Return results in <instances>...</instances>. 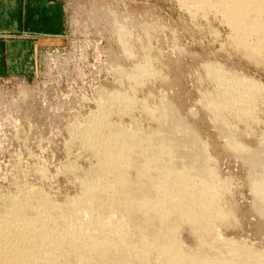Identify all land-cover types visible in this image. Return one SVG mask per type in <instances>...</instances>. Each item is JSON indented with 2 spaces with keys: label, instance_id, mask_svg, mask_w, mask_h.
<instances>
[{
  "label": "rangeland",
  "instance_id": "rangeland-1",
  "mask_svg": "<svg viewBox=\"0 0 264 264\" xmlns=\"http://www.w3.org/2000/svg\"><path fill=\"white\" fill-rule=\"evenodd\" d=\"M57 1L63 32L38 49L32 77L0 78V198L33 188L58 202L78 196L80 181L96 163L93 152L81 145L84 128L104 116L122 128L157 131L159 117L153 112L157 99L171 96L175 88L170 90L168 82L177 80L183 89L174 90L180 96L178 92L173 95L184 111L189 108L197 116L198 138L203 147L207 144L209 164L219 175L220 206L234 212L218 227L220 238L238 244L251 242L263 249L264 242L259 240L264 238V218L252 209L247 182L251 164L243 162L231 147L219 149L224 148L223 134L238 143H254L264 134V62L252 60L249 51L234 43V33L220 14L219 0H209V4H200L202 0H185V4L181 0ZM119 25L129 35L123 37ZM122 37L128 40L126 46H121ZM139 66L147 72L135 71ZM214 66L226 78L231 75L234 83L227 82L228 78L224 83L232 84L238 100L242 95L251 97L250 107L238 112L232 106H221L223 88L218 89L219 82L208 74ZM203 99L218 106L222 130L202 117L199 104ZM125 100L132 105L122 111ZM109 102H114L112 107H106ZM181 117L194 119L189 114ZM187 137L193 136L188 133ZM182 234L181 239L192 245L188 231Z\"/></svg>",
  "mask_w": 264,
  "mask_h": 264
},
{
  "label": "bare ground",
  "instance_id": "bare-ground-1",
  "mask_svg": "<svg viewBox=\"0 0 264 264\" xmlns=\"http://www.w3.org/2000/svg\"><path fill=\"white\" fill-rule=\"evenodd\" d=\"M204 1L209 0L200 4ZM218 6L234 33V43L249 51L252 60L264 62V49H260L264 47V0H219ZM123 25L117 26L119 31ZM122 35L129 32L124 30ZM123 39L121 46H126L128 40ZM136 68L139 74L147 72L143 66ZM208 74L217 79L218 89L223 88L221 106H232L238 112L250 107L249 95L238 100L234 94L231 75L227 82H233L227 84L225 72L221 74L216 66ZM168 84L170 90L183 89L180 81ZM174 90L171 96L157 99L153 110L159 117L157 131L122 128L104 116L97 124L84 126L81 145L93 152L96 163L80 181L78 196L58 202L33 188L0 198V264H264V246L220 238L218 227L234 212L220 206L219 175L209 164L207 144L204 148L198 138L197 116L189 108L183 110ZM50 97L55 99L53 94ZM112 103H105L106 107ZM131 105L125 100L122 111ZM199 105L204 120L222 130L218 106L204 99ZM181 113L194 119H183ZM241 132L239 137L244 136ZM188 133L193 137H187ZM222 137L224 148L219 150L231 147L243 162H250L247 182L252 209L264 218V134L254 143ZM182 230L191 235L192 245L181 239ZM259 241L263 244L264 238Z\"/></svg>",
  "mask_w": 264,
  "mask_h": 264
},
{
  "label": "crops",
  "instance_id": "crops-1",
  "mask_svg": "<svg viewBox=\"0 0 264 264\" xmlns=\"http://www.w3.org/2000/svg\"><path fill=\"white\" fill-rule=\"evenodd\" d=\"M62 32L57 0H0V78L32 77L38 49Z\"/></svg>",
  "mask_w": 264,
  "mask_h": 264
}]
</instances>
